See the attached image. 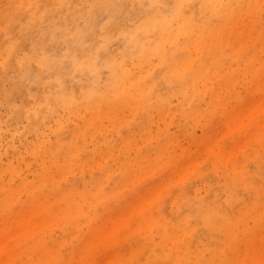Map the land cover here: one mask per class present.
Wrapping results in <instances>:
<instances>
[{"label": "rangeland", "instance_id": "1", "mask_svg": "<svg viewBox=\"0 0 264 264\" xmlns=\"http://www.w3.org/2000/svg\"><path fill=\"white\" fill-rule=\"evenodd\" d=\"M57 1L0 0V49L5 53L10 42L1 39V30L11 16L10 35L25 38L17 52L21 71L30 73L22 78L15 62L7 68L11 81H3L0 72V185L6 188L0 191V264L227 259L259 264L264 258L261 0H218L225 7L194 14L188 24L180 19L161 55H151L140 68L126 61L131 75L121 94L93 106L44 108L55 119L35 136L27 131L31 118L15 119L7 92L15 84L29 97L45 90L26 50L34 42L53 53L61 48L48 43L41 29L25 33L24 22L33 8H58ZM73 15L66 19L76 27L84 17ZM109 16L104 25L118 29V17ZM127 45L117 38L106 55ZM175 65L169 81L158 78ZM106 75L103 68L100 76ZM71 80L77 89L92 84L78 71ZM37 109L28 108V115Z\"/></svg>", "mask_w": 264, "mask_h": 264}, {"label": "bare ground", "instance_id": "2", "mask_svg": "<svg viewBox=\"0 0 264 264\" xmlns=\"http://www.w3.org/2000/svg\"><path fill=\"white\" fill-rule=\"evenodd\" d=\"M217 1L142 0L138 3L129 0H58L56 2L58 8L51 4L44 5L43 9L33 8L29 11L31 17L28 20L21 19L23 17L20 15L21 18H17L19 21L26 20L25 33H35L36 29L43 30L48 43L58 44L61 52L48 51L46 45L39 42L32 43L26 50V55L31 57L36 65L37 81L45 90L40 95L29 97L30 95L22 91L17 84L11 87L7 92V101L15 113V119L31 118L32 122L27 131L36 136L40 131H48L47 123L55 119L54 116L42 111L44 108L54 110L61 105L65 111L76 108L79 103L93 106L100 101L117 97L122 93L125 79L131 75L126 61H133L140 68L148 63L151 55H161L166 46L165 39H169L171 28L180 19L183 18L188 24L193 20V14L201 12L200 4H218ZM129 2H133L132 9L124 16V9ZM163 2L167 3V7L162 5ZM178 3L194 4L196 9L191 10L187 16H182L174 8ZM62 9L67 10L72 16L81 13L84 20L76 27L70 26L69 19H66L69 13L65 15ZM215 10L210 12L213 13ZM111 14L118 17V29L104 25ZM12 26L13 19L9 16L1 30V39L5 41L8 38L10 41L4 48L5 53L0 49V72L3 74L1 79L6 82L12 80V75L7 69L13 66L12 62H15L17 73H20L22 78L30 76L28 71H21L23 62L17 53L25 43V38L10 35ZM98 36H101L100 40L97 39ZM117 38L127 40L128 45L119 54L106 55L109 44ZM97 57L88 71L76 68L77 65L86 63L88 58ZM103 68L107 70L105 78L100 76ZM176 70L178 65L161 70L158 78L169 81L171 74ZM76 71L89 75L92 84H84L77 89L76 83L71 80ZM156 82L154 81L152 85ZM95 84L98 85L94 86ZM33 106H38V109L35 110L34 116L30 117L27 111ZM0 191H6L4 184L0 185Z\"/></svg>", "mask_w": 264, "mask_h": 264}, {"label": "snow or ice", "instance_id": "3", "mask_svg": "<svg viewBox=\"0 0 264 264\" xmlns=\"http://www.w3.org/2000/svg\"><path fill=\"white\" fill-rule=\"evenodd\" d=\"M195 7H196V5H194V4L178 3V4L174 5V8L176 10H178L182 16H187V14L189 12H191V10L194 9ZM223 7H225V5H223V4H211V3L204 4V3H202L199 5L201 12H203L206 9L209 11H212V10L223 8ZM259 8L261 11V16L264 17V0H261V3L259 4ZM193 18H194V14H193ZM95 59H98V57L97 58H88L86 63H84L82 65H77L76 68L78 70H81V71H88L90 68V65L95 62ZM225 251L227 252V249H225ZM228 254L232 255L233 253H228ZM39 264H50V262H39ZM126 264H139V262L133 260V261L126 262ZM156 264H183V262H176V261L160 262V261H158V262H156ZM201 264H203V262H201ZM213 264H241V262L239 260H236V259H227V260H223V261H215V262H213ZM244 264H248V262H244ZM259 264H264V258H262L260 260Z\"/></svg>", "mask_w": 264, "mask_h": 264}]
</instances>
